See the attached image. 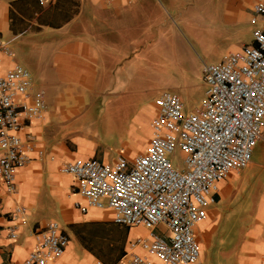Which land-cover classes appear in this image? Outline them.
<instances>
[{
    "label": "crops",
    "instance_id": "crops-1",
    "mask_svg": "<svg viewBox=\"0 0 264 264\" xmlns=\"http://www.w3.org/2000/svg\"><path fill=\"white\" fill-rule=\"evenodd\" d=\"M253 2L57 0L45 8L40 0H0V41L8 42L13 50L12 55L3 53L1 68L5 70L15 62L28 67L36 87L45 89L49 103L43 118L26 119L20 130L24 140L32 136L34 141L28 151L29 160L16 170L15 188L10 189L0 175V264H22L36 245L37 230L53 220L60 223L70 242L63 256L50 264H94L99 258L114 264L123 256L128 239L147 234L143 226L115 223L109 208L89 206L83 211L77 207V201L85 203L77 191L79 180L62 171L61 163L85 158L113 162L119 155L132 158L145 149L152 134L150 120L157 111L155 99L149 113L139 111L129 122L125 147L112 159L107 155L99 157V136L92 119L110 111H123L127 100L133 102L142 94L139 89L133 98L124 92L132 65L148 62L159 67L178 61L177 54L170 51L179 43L175 37L188 46L178 29L179 21L201 47H219L215 62L241 43L253 42ZM66 9H74L70 18ZM81 11L87 14L78 20ZM245 21L250 26L249 38H245L242 27ZM163 47L167 50L163 51ZM201 77L203 80V73ZM140 125L145 130L143 134L137 130ZM129 140L137 147H131ZM236 175L238 172L220 182L221 189L208 206L207 217L195 227L201 253L213 244L223 216L217 203L223 201L227 209L238 193ZM263 196L264 191L261 210L254 224L247 227L236 253L218 251V262L213 257L205 261L202 253L191 264H264ZM19 206L25 210L13 219L12 213ZM15 223L17 235L13 237L10 227ZM111 223L114 225L106 226ZM161 230L163 225L156 229ZM219 242L225 243L226 236ZM223 257L229 262H224ZM151 264L164 262L152 257Z\"/></svg>",
    "mask_w": 264,
    "mask_h": 264
},
{
    "label": "built area",
    "instance_id": "built-area-1",
    "mask_svg": "<svg viewBox=\"0 0 264 264\" xmlns=\"http://www.w3.org/2000/svg\"><path fill=\"white\" fill-rule=\"evenodd\" d=\"M56 1L40 0L45 8ZM251 21L253 42L203 65L206 92L194 108H186L180 94L170 89L155 98L157 111L145 149L113 162L85 158L61 163L62 171L79 180L77 191L85 203L77 201V207L109 208L115 223L147 229L146 235L125 242L124 254L114 264H151L152 257L164 264L199 259L196 225L207 217L220 182L245 169L264 139V0H254ZM4 52L13 54L10 44L0 41V175L14 189L16 170L29 160L34 141L32 136L24 140L20 130L26 119L43 118L49 103L28 67L15 62L2 70ZM178 151L180 164L175 162ZM24 210L17 207L12 218ZM161 225L164 230L157 232ZM10 228L15 237L17 224ZM35 234L36 245L22 264H50L70 242L56 220ZM94 264L108 263L99 258Z\"/></svg>",
    "mask_w": 264,
    "mask_h": 264
},
{
    "label": "rangeland",
    "instance_id": "rangeland-1",
    "mask_svg": "<svg viewBox=\"0 0 264 264\" xmlns=\"http://www.w3.org/2000/svg\"><path fill=\"white\" fill-rule=\"evenodd\" d=\"M68 8L73 7L69 6ZM73 12L74 9L73 11L72 9H66V16L70 18ZM74 14L72 18H75L76 13ZM84 14L87 13L81 11L76 19L84 17ZM242 27L245 38H249L251 33L248 21H245ZM178 29L188 42V46H185L175 37L179 43L172 45L170 51L177 54L178 61L173 65L162 63L159 67H153L148 62L146 63L147 65L143 66L132 65L127 71L126 91L124 92L133 98L139 89L142 94L133 102L127 100L125 107H122L123 111H110L103 117H94L92 119V126L96 128L99 136V157L107 155L109 159H112L119 152H122L120 149L125 147L124 142L128 140L129 122L139 111H144L145 114L149 113L152 110V101L163 90L170 89L178 92L184 101L185 107L188 109L194 108L204 97L206 86L201 77L203 60H207L208 63L215 62V57L219 54V47H201L184 26L183 21H179ZM165 49L167 50L166 47L162 48L163 51ZM134 122L137 123L135 120ZM137 130L142 134L145 131L143 125H140ZM129 143L131 147H137V143L134 141L129 140ZM181 157L182 155L178 151L175 162L180 164ZM251 161V165L247 169L240 170L238 175H236L235 189H237L238 193L232 202H229L228 208H224L223 201L217 203L218 208L223 212V216L213 244L202 250L205 261H209L213 257L218 262V251L223 254L236 253L246 235L247 227L250 224H254L256 219L254 217L261 210V195L264 191L263 138L255 146ZM107 225L112 226L114 224ZM223 236H226L225 243L219 242V238ZM217 246H219L218 250ZM222 260L229 262L226 257H223Z\"/></svg>",
    "mask_w": 264,
    "mask_h": 264
}]
</instances>
